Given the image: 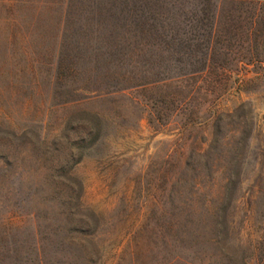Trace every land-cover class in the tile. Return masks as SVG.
I'll return each instance as SVG.
<instances>
[{"label":"rangeland","instance_id":"rangeland-1","mask_svg":"<svg viewBox=\"0 0 264 264\" xmlns=\"http://www.w3.org/2000/svg\"><path fill=\"white\" fill-rule=\"evenodd\" d=\"M21 1L37 11L17 19L47 26L84 18L65 15V6L123 0ZM145 1L166 8L196 55H209L204 72L103 97L80 93L72 102L68 88L53 98L43 86L41 98H30L23 46L0 30V264H37V248L44 264H157L177 242L169 227L180 230L197 155L214 138L227 137L230 151L248 143L241 160L252 182L254 164L264 167V0ZM161 36L174 33L164 26ZM164 48H140L147 62L136 68L201 69L198 58L168 60L179 48ZM209 191L203 183L195 204ZM259 227L252 219L247 238ZM78 229L89 236L71 232Z\"/></svg>","mask_w":264,"mask_h":264},{"label":"trees","instance_id":"trees-1","mask_svg":"<svg viewBox=\"0 0 264 264\" xmlns=\"http://www.w3.org/2000/svg\"><path fill=\"white\" fill-rule=\"evenodd\" d=\"M30 9L37 11L21 0H0V30L7 37L18 39L23 46L26 62L23 71L30 78L27 83L30 98H41L43 86L53 98L59 96L56 89L68 88L63 92L67 102H72L80 93L103 97L165 86L186 76L201 74L208 65L209 55H196L191 50L193 40L181 37L178 27L170 25L166 8L151 2L123 0L119 4L65 6V15L84 18H63L47 26L15 17L16 13ZM261 16L257 14L256 17L261 19ZM215 19L216 15H213L214 22ZM164 26L174 33V38L156 37ZM33 43L38 52L31 49ZM170 43L179 50L172 48L176 58L168 60L183 64L184 60L198 58L201 69L186 72L136 68L137 64L147 62L140 48L165 46L167 51ZM36 53L43 56L37 57ZM75 84L80 85L75 87ZM219 140L214 138L208 150L197 155L196 173L191 177L192 198L203 183L210 191L198 204H195V198L188 200L189 209L178 226V233L169 227L177 242L165 245L167 257L157 264H264V167L258 168V163L254 164L251 174H255L256 179L252 182L251 178L245 177L246 168L241 160L248 143L246 148L230 151L226 148L227 137ZM261 158H264V151ZM216 174L223 176L220 183L215 181ZM252 219L260 224V233L253 240L245 233ZM71 232L89 236L79 229ZM36 251L37 264H44L40 250L37 248ZM88 255L97 257L94 250H89ZM12 264L27 262L16 260Z\"/></svg>","mask_w":264,"mask_h":264}]
</instances>
